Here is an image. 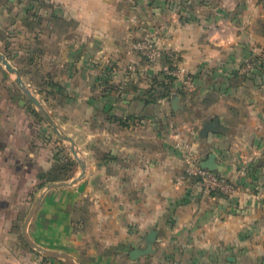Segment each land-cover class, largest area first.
Here are the masks:
<instances>
[{"label": "crops", "instance_id": "1", "mask_svg": "<svg viewBox=\"0 0 264 264\" xmlns=\"http://www.w3.org/2000/svg\"><path fill=\"white\" fill-rule=\"evenodd\" d=\"M41 5L35 18L21 0H0V53L75 144L39 121L0 62V264H264V71L240 73L264 55V0ZM143 37L174 57L130 53ZM180 66L189 88L167 75ZM194 139L234 196L186 174L178 143ZM64 158L73 163L60 176ZM43 175L55 181L40 188Z\"/></svg>", "mask_w": 264, "mask_h": 264}, {"label": "built area", "instance_id": "2", "mask_svg": "<svg viewBox=\"0 0 264 264\" xmlns=\"http://www.w3.org/2000/svg\"><path fill=\"white\" fill-rule=\"evenodd\" d=\"M129 52L139 54L150 64H156L165 58L174 57L172 52L167 51L151 37L133 40L130 44ZM254 69H256V66L247 60L240 69V73L247 75ZM167 75L181 78L184 84L188 86L193 84L192 75L185 66L171 68L168 70ZM198 143L196 139L186 142L179 140L178 144L185 152L186 174L210 194L226 197L234 196L237 192V186L233 182L223 176L222 173L202 167V161L197 152Z\"/></svg>", "mask_w": 264, "mask_h": 264}, {"label": "water", "instance_id": "3", "mask_svg": "<svg viewBox=\"0 0 264 264\" xmlns=\"http://www.w3.org/2000/svg\"><path fill=\"white\" fill-rule=\"evenodd\" d=\"M0 62L6 66V68H7V70L9 72L17 74V79H16L17 80V83L21 86V88L24 90V92L29 96V98L31 99V101H33L34 104L39 108L40 113L52 124L55 132L59 136H61L62 138H65L66 140L70 141L74 145L75 143H74L73 139H71L69 137H63L62 136V134L58 130L57 126L54 124L52 118L45 111L42 103L33 95V93L31 92V90L29 88H27V86L24 83L23 79L21 78L18 70L12 66V64L9 62V60L2 53H0ZM181 101H182V99L178 95L174 96V98H173L174 109H178L180 107L182 108V106L180 105V102ZM217 125H218V121H216V120H214L213 122H208L205 125V130L203 131V134L206 135L207 132L216 130ZM72 152L75 155V157H77L78 159H80L79 156H78V153H77V151L75 149H72ZM201 165H202L203 168H206V169H209V170H212V171H216L218 173H221V167H220V165L217 162V157H216L215 154H211L207 160L202 161ZM82 167H83V169L85 168V165H84L83 162H82ZM62 184L65 185V184H70V183L64 182ZM62 184H52V185H49L48 186V189H52V188H55V187H59ZM38 206H39V202H36L35 208L31 212L30 217L35 213V211H36V209H37ZM155 235H156V232L155 231H153L150 234V237H149V241L150 242H154ZM32 246L35 249H37L40 252H42L43 254H45L46 256H49V257H62V258L67 259L70 263H72L71 259L66 254L48 251V250H45V249H43V248H41V247H39L37 245H32ZM136 253H137L136 251H133L131 253L132 257H134L136 255Z\"/></svg>", "mask_w": 264, "mask_h": 264}, {"label": "trees", "instance_id": "4", "mask_svg": "<svg viewBox=\"0 0 264 264\" xmlns=\"http://www.w3.org/2000/svg\"><path fill=\"white\" fill-rule=\"evenodd\" d=\"M32 1V3H35L38 0H30ZM264 55H253L251 56V58L248 59V61L252 62L256 68L261 69L262 71H264ZM175 78V77H174ZM172 76H170V79L173 80L174 79ZM36 115H38L37 113H35ZM64 163L63 165H61L60 167H58V172L60 176H64L67 173V170H69L71 164L73 163L69 158H64L63 159ZM56 176H58L56 174ZM42 182L40 183V188L44 187L49 181H55V180H46V178H44V175L41 178Z\"/></svg>", "mask_w": 264, "mask_h": 264}, {"label": "rangeland", "instance_id": "5", "mask_svg": "<svg viewBox=\"0 0 264 264\" xmlns=\"http://www.w3.org/2000/svg\"><path fill=\"white\" fill-rule=\"evenodd\" d=\"M20 8H21V10H23V12L26 11L27 14H31L35 18H39L40 17V13H41V8H42L41 0H38L35 3L30 2V0H21ZM37 20L39 21V19H37ZM186 86H187V88H189L188 85H186ZM39 88H40V86H39ZM52 101H53L52 103H57V100H55L56 102H54V100H52ZM37 111H38V119H39V121H44V122L47 123V120H44L46 118L40 113L38 108H37ZM66 142L70 143L69 141H66Z\"/></svg>", "mask_w": 264, "mask_h": 264}]
</instances>
